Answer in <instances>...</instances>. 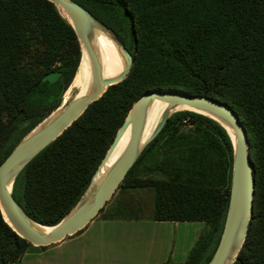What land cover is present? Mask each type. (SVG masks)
<instances>
[{
    "label": "trees",
    "instance_id": "obj_1",
    "mask_svg": "<svg viewBox=\"0 0 264 264\" xmlns=\"http://www.w3.org/2000/svg\"><path fill=\"white\" fill-rule=\"evenodd\" d=\"M72 1L118 36L133 65L24 168L12 190L16 202L35 222L59 224L90 187L139 96L177 87L228 103L247 129L254 212L234 264H264V0ZM62 14L47 0H0V165L61 107L77 74L82 50ZM171 115L122 184L155 190L154 220L206 222L186 263L202 264L223 231L234 147L216 121L189 111ZM139 172L145 175L134 179ZM30 246L0 211V264H18Z\"/></svg>",
    "mask_w": 264,
    "mask_h": 264
},
{
    "label": "water",
    "instance_id": "obj_2",
    "mask_svg": "<svg viewBox=\"0 0 264 264\" xmlns=\"http://www.w3.org/2000/svg\"><path fill=\"white\" fill-rule=\"evenodd\" d=\"M47 1L55 5L61 14V9H63L72 21L70 22L62 14L74 28L82 52L84 49L87 53L96 88L91 94L77 98L64 110L57 113L54 118L48 120L53 114L52 113L39 125L40 129L37 132L34 133L32 131L2 162L0 165V211L2 215L7 217L8 222L5 221L3 217L4 221L21 238L25 239L33 246L40 247L59 243L67 237L83 230L113 197L145 147L156 137L155 136L151 141L149 140L150 142L148 141L145 145L141 146V134L149 102L153 99H159L166 103L187 106L201 112L194 113L204 115L219 123L228 132L230 137L231 135L225 124L232 128L235 133V140L231 137L234 147V158L229 204L218 246L209 263L234 264L246 241L254 212L256 186L254 176L255 167L250 156L248 132L240 116L228 103L209 96L160 89L143 92L132 106L126 121L119 129L113 144L99 167L100 169L106 163L123 136L126 128L131 126L128 147L119 162L102 182L97 195L92 200L85 203L83 199L87 194V190L77 205L59 224L52 226L53 229L49 233H43L30 224L35 223L41 225L32 220L24 212L12 195L13 186L19 172L22 171V169L43 149L59 138L64 131L85 113L91 104L98 101L103 96L109 87L124 80L129 74L134 61L133 55L125 48L117 35L100 23L82 5L72 0ZM89 18L94 19L116 38L123 50L124 57L129 61L127 70L119 79L110 82H105L103 80L100 61L88 37ZM167 120L157 129V134L162 130ZM219 120L221 122H219ZM223 122L225 124H223ZM10 183H12V190L8 192L7 187Z\"/></svg>",
    "mask_w": 264,
    "mask_h": 264
},
{
    "label": "crops",
    "instance_id": "obj_3",
    "mask_svg": "<svg viewBox=\"0 0 264 264\" xmlns=\"http://www.w3.org/2000/svg\"><path fill=\"white\" fill-rule=\"evenodd\" d=\"M204 221L94 219L50 246H30L18 264H186Z\"/></svg>",
    "mask_w": 264,
    "mask_h": 264
},
{
    "label": "bare ground",
    "instance_id": "obj_4",
    "mask_svg": "<svg viewBox=\"0 0 264 264\" xmlns=\"http://www.w3.org/2000/svg\"><path fill=\"white\" fill-rule=\"evenodd\" d=\"M61 12L70 22H72L63 9H61ZM88 37L100 61L103 80L105 82H110L119 79L127 70L129 61L124 57L123 50L118 44L116 38L107 29L99 25L98 22L91 18H89ZM74 86H80L82 87V89L84 87V90L80 97L91 94L96 88L92 77L90 62L84 49L82 52L80 65L77 74L75 75V78L72 82L71 88H73ZM181 111L201 113L187 106L174 105L160 101L159 99L151 100L148 105L146 119L141 134V146L146 144L153 132L157 130V128L167 119V117H169L173 113ZM219 122L221 121L219 120ZM223 124L225 123L223 122ZM225 126L227 127L233 140H235V133L233 129L226 124ZM39 129L40 126L38 125L33 130L34 133ZM130 135L131 126H128L123 136L114 148L109 159L95 174L93 182L90 185L87 194L83 199V202L86 203L92 200L97 195L102 182L105 180V178L125 153L130 141ZM7 190L8 192H11L12 183L8 184ZM3 217L5 221L8 222L7 217L5 215H3ZM30 224H32L34 228L40 230L43 233H49L53 229L52 227L45 225H38L35 223Z\"/></svg>",
    "mask_w": 264,
    "mask_h": 264
},
{
    "label": "rangeland",
    "instance_id": "obj_5",
    "mask_svg": "<svg viewBox=\"0 0 264 264\" xmlns=\"http://www.w3.org/2000/svg\"><path fill=\"white\" fill-rule=\"evenodd\" d=\"M133 39H134V36H132V38H129L127 41H128V43H129V45L131 47L132 52L134 53L135 52V49H134L133 42H132ZM125 48H126V46H125ZM121 82H119L118 84H120ZM60 83L61 82H59L58 84H56V86L53 89V93H56L60 89V87H61V84ZM70 88L68 90H66L64 92V94H63V99H62V105H61V107L55 113H53L49 117L48 120H51V118H54L55 115H57V113H60L70 103H72L74 100H76L77 98H79L81 96L83 90H84V87L82 89V87H80V86H74L73 88H71V90H70ZM155 89H160V90H175V91H181L182 90V89L177 88V87H174V88H155ZM126 119H125V121H126ZM155 132H153V134ZM157 132L154 135L152 134L153 137L151 135L152 138L151 137H150L151 139L149 138L150 141L155 136L158 135ZM24 168L22 169V171L24 170ZM22 171L19 172L18 176L21 174ZM142 175H145V174H142V173L139 172L138 174L136 173L133 178L134 179H141L140 177ZM18 176H17V178H18ZM156 176L157 175L154 174V177H156ZM122 185H123V187H119L117 189V191L115 192V194L113 195V197L108 201V203L105 205V207L102 210L99 211V213L97 214V216L94 219H104L107 216H118V217H121V218H154V216H155V213H154L155 190L153 188H145V189H134V188H130L128 186V182H126L125 184H122ZM214 251H216L215 250V242L212 243L210 245V247L207 249V251L203 253L204 260L202 261V264H209L210 263L213 255H214ZM209 257H211L210 260H209Z\"/></svg>",
    "mask_w": 264,
    "mask_h": 264
}]
</instances>
